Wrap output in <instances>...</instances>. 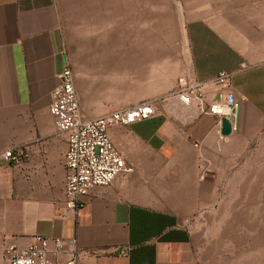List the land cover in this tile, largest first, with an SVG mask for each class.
<instances>
[{
	"label": "crops",
	"instance_id": "crops-1",
	"mask_svg": "<svg viewBox=\"0 0 264 264\" xmlns=\"http://www.w3.org/2000/svg\"><path fill=\"white\" fill-rule=\"evenodd\" d=\"M174 42L145 90V101H159L157 114L109 130L134 173L95 188L75 213L65 206L68 142L50 111L58 75L74 62L61 11L57 0H0V264L7 245L26 248L38 235L75 238L78 264L231 256L227 233L214 230L246 228V213L264 211V0L213 1L184 21ZM83 53L76 77L71 68L82 119L131 105L98 81ZM221 72L233 75L230 86L215 83ZM191 83L207 86V104L223 90L236 96L237 131L222 139L217 118L170 97ZM8 150H21L22 162H6Z\"/></svg>",
	"mask_w": 264,
	"mask_h": 264
},
{
	"label": "rangeland",
	"instance_id": "rangeland-1",
	"mask_svg": "<svg viewBox=\"0 0 264 264\" xmlns=\"http://www.w3.org/2000/svg\"><path fill=\"white\" fill-rule=\"evenodd\" d=\"M213 1L218 0H57L75 77L77 60L86 51L98 81L124 91L118 99L130 102L127 108L139 102L159 103L145 101L148 83L155 82L150 77L157 78L150 72L156 71L161 56L173 54L184 21L204 15ZM246 224L214 230L227 233L233 250L214 264H264V211L246 213ZM242 243L245 256H238Z\"/></svg>",
	"mask_w": 264,
	"mask_h": 264
},
{
	"label": "built area",
	"instance_id": "built-area-1",
	"mask_svg": "<svg viewBox=\"0 0 264 264\" xmlns=\"http://www.w3.org/2000/svg\"><path fill=\"white\" fill-rule=\"evenodd\" d=\"M233 75L221 72L215 83L228 87ZM58 85L52 93L50 111L58 134L68 142L65 154L67 177L65 184V206L72 212L84 207V198L97 187H107L120 176L131 175L134 168L127 164L124 155L110 138L109 130L115 126L128 127L151 119L157 109L151 102H139L129 108L121 109L91 120L80 115L74 75L66 67L58 75ZM205 84H187L172 93L170 97L185 108L200 109L202 115L217 118L220 127L222 121H230L232 131H237L241 105L236 96L223 90L218 98L205 103ZM222 139L225 136H220ZM6 162L20 164L23 160L21 150H8L4 153ZM78 243L73 239L50 240L44 236H35L26 248L7 245L4 264H78ZM68 253L69 258L61 261L58 256ZM127 255L126 250L121 252Z\"/></svg>",
	"mask_w": 264,
	"mask_h": 264
},
{
	"label": "water",
	"instance_id": "water-1",
	"mask_svg": "<svg viewBox=\"0 0 264 264\" xmlns=\"http://www.w3.org/2000/svg\"><path fill=\"white\" fill-rule=\"evenodd\" d=\"M221 133L223 136H229L232 133V126L229 120L224 119L222 121Z\"/></svg>",
	"mask_w": 264,
	"mask_h": 264
}]
</instances>
